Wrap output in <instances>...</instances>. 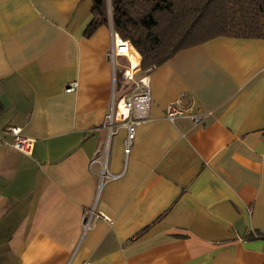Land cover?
<instances>
[{
	"label": "crops",
	"instance_id": "1",
	"mask_svg": "<svg viewBox=\"0 0 264 264\" xmlns=\"http://www.w3.org/2000/svg\"><path fill=\"white\" fill-rule=\"evenodd\" d=\"M90 8L0 0V264H264V40L217 37L147 70L149 120L125 154L107 116L132 84L110 23L83 36ZM176 101L200 119L167 120Z\"/></svg>",
	"mask_w": 264,
	"mask_h": 264
},
{
	"label": "trees",
	"instance_id": "2",
	"mask_svg": "<svg viewBox=\"0 0 264 264\" xmlns=\"http://www.w3.org/2000/svg\"><path fill=\"white\" fill-rule=\"evenodd\" d=\"M90 13L83 36L110 23L139 53L142 70L217 37L264 40V0H91Z\"/></svg>",
	"mask_w": 264,
	"mask_h": 264
},
{
	"label": "built area",
	"instance_id": "3",
	"mask_svg": "<svg viewBox=\"0 0 264 264\" xmlns=\"http://www.w3.org/2000/svg\"><path fill=\"white\" fill-rule=\"evenodd\" d=\"M107 57L114 64L118 58H122L125 65L122 67L120 77L125 83H131V92L121 99L113 108V112L107 116L111 119H120L125 122L127 136L125 140L124 153L128 154L130 145L134 137L135 128L137 125L149 120L150 106V85L147 77V70L141 69V57L132 44L127 40L120 39L116 34H113L112 44ZM77 88V83L73 82L67 85L65 92H74ZM121 107V110H120ZM164 117L173 121L179 117H191L194 122L200 119V115L192 113L190 107L184 106L181 101L168 103L163 109ZM2 134L11 137L10 147L15 151L25 156H30L33 151L34 140L25 137L21 133V129L16 126H9L2 131ZM87 217L83 220L84 228L88 227Z\"/></svg>",
	"mask_w": 264,
	"mask_h": 264
},
{
	"label": "rangeland",
	"instance_id": "4",
	"mask_svg": "<svg viewBox=\"0 0 264 264\" xmlns=\"http://www.w3.org/2000/svg\"><path fill=\"white\" fill-rule=\"evenodd\" d=\"M115 34V33H114ZM133 46V45H132ZM141 57V56H140ZM117 76V75H116ZM121 76V75H120ZM120 79H121V77H120ZM118 103H119V101L114 105V109L116 108V106L118 105Z\"/></svg>",
	"mask_w": 264,
	"mask_h": 264
},
{
	"label": "bare ground",
	"instance_id": "5",
	"mask_svg": "<svg viewBox=\"0 0 264 264\" xmlns=\"http://www.w3.org/2000/svg\"><path fill=\"white\" fill-rule=\"evenodd\" d=\"M120 110H121V107H120Z\"/></svg>",
	"mask_w": 264,
	"mask_h": 264
}]
</instances>
